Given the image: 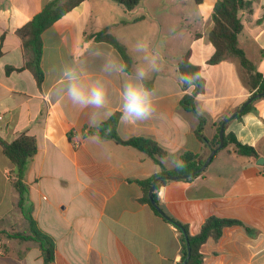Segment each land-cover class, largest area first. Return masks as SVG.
I'll list each match as a JSON object with an SVG mask.
<instances>
[{"label": "crops", "instance_id": "obj_1", "mask_svg": "<svg viewBox=\"0 0 264 264\" xmlns=\"http://www.w3.org/2000/svg\"><path fill=\"white\" fill-rule=\"evenodd\" d=\"M49 1L0 0V139L10 142L21 133L35 139L36 152L24 182L32 219L55 243L51 264H176L179 232L141 201L137 183L158 170L156 163L98 134L109 118L101 115L98 127H90L93 109H80L66 98L52 99L50 86L58 82L62 66L76 67L86 82L99 80L107 87L108 110L118 116L114 130L121 139L156 142L166 152L160 159L165 169L176 167L185 152L205 160L214 148L210 142L216 125L253 95L257 75L264 76V0H251V12H239L242 30L237 43L254 66L251 73L233 56L207 64L213 53L208 32L216 0H141L131 10L111 0L81 1L42 33L39 87L28 70L6 74L5 68L24 64L15 31ZM103 29L125 47L131 61L128 72L105 69L109 61L122 59L110 45L91 38ZM137 43L147 50L138 51ZM184 55L204 80V90L193 103L195 111L202 112V134L208 143L195 135L198 118L181 107L194 92L193 85L181 84L178 63ZM153 56L159 71L149 70L144 83L156 90V111L147 122L122 124L121 89ZM250 104L248 112L225 124L224 134L254 148L257 158L238 155L228 145L216 151L193 180H169L156 191L163 214L186 226L190 235L210 216L241 223L224 227L217 241H206L200 247V264H264V96ZM96 136L97 143L92 141ZM12 170L0 148V227L28 228L16 207ZM2 244L9 253L0 252V264H42L33 242L7 239ZM18 251H24L20 258Z\"/></svg>", "mask_w": 264, "mask_h": 264}, {"label": "trees", "instance_id": "obj_2", "mask_svg": "<svg viewBox=\"0 0 264 264\" xmlns=\"http://www.w3.org/2000/svg\"><path fill=\"white\" fill-rule=\"evenodd\" d=\"M84 0H51L49 1L37 14H35L28 22L21 27L17 28L15 33L21 42V47L24 51L25 62L20 68L6 67L5 73L9 74L13 71L28 70L36 85L40 87L43 81V73L41 70V57L43 50L42 33L49 28L54 22L59 20L64 14L69 12L73 7ZM112 2L122 6L126 10H131L136 7L141 0H111ZM198 3V0H195ZM252 1L251 0H216L212 12L211 21L212 27L208 32V40L212 46L213 53L207 59V64L214 65L222 61L226 56L235 57L241 68L247 73L254 71V66L245 57L243 51L238 47L237 37L242 30V24L239 19V12H251ZM264 18V11L263 16ZM91 38L96 42H103L110 45L121 57L124 64L127 65L125 72L130 69L131 61L127 55L125 47L116 40L115 37L107 33L105 29L91 35ZM179 75H195L192 81L194 86V92L192 96L185 97L181 102V107L188 112L195 115V107L193 98L195 95L200 94L204 90V80L200 76L199 68L192 65L186 55L178 63ZM182 79V77L180 76ZM259 80L256 91L253 94L264 92V76L257 75ZM188 85H183L187 87ZM251 109V104L247 105L243 112L236 118H239L242 114L248 112ZM199 123L195 131L196 137L203 143H208L206 138L202 134L203 119L198 118ZM118 121V116L113 115L107 121L101 124L99 133L113 139L116 143L130 146L153 159L158 166V170L150 177L139 180L137 183L141 187L142 197L141 201L146 203L151 210L158 216L157 210L150 204L148 198V190L152 182L161 176L175 177L177 181H191L201 173L195 174L189 178H182L201 167L204 160L199 159L197 155L192 153H183L180 155V162H183L182 168L174 167L172 169H165L160 162V159L166 155V152L154 141L146 138L133 137L129 139H121L115 132L114 128ZM220 122L216 125V133L214 139L210 142L212 147L218 145V132ZM110 129V132L107 130ZM105 131V132H104ZM104 133V134H103ZM228 145H232L236 154L251 158H257V152L254 148L246 145H242L235 140L233 135H223V148ZM0 148L3 154L9 159L13 166L11 185L17 193L16 207L19 209L22 217L27 221L28 228L25 233H8L6 231H0V252L4 254L9 253V249L1 244L2 237L7 239H19L23 241H31L38 247L42 264H51L54 259L55 243L54 240L42 232L36 226L35 221L31 217V205L28 198V187L24 182V176L29 162L32 160L36 152V142L32 136H28L25 133L19 134L15 139L10 142L0 139ZM169 180H159L155 185V190L152 193V200L157 207L158 198L156 195L157 189L165 184ZM162 217V216H161ZM163 218V217H162ZM164 219V218H163ZM177 223V222H176ZM179 224V223H177ZM186 234V238L182 232H179L180 242V258L176 264H181L186 256V246L188 244L190 253L186 264H200L202 256L200 254V247L208 240L217 241L222 234L224 227L241 225L237 220L221 219L210 216L204 220L201 224L198 232L195 235H190L187 232V228L184 225L179 224ZM24 251L16 252L17 257L23 256Z\"/></svg>", "mask_w": 264, "mask_h": 264}, {"label": "clouds", "instance_id": "obj_3", "mask_svg": "<svg viewBox=\"0 0 264 264\" xmlns=\"http://www.w3.org/2000/svg\"><path fill=\"white\" fill-rule=\"evenodd\" d=\"M138 51H146L147 46L143 43H137ZM127 67L122 61H109L105 65V69H115L120 73L125 72ZM149 70L159 71L157 57L153 56L146 66H138L135 77L129 78L123 85L120 98L121 109L119 121L125 125L135 126L138 123H144L152 119L155 111L156 90L148 88L144 81L148 78ZM181 84L192 86L195 75L181 74ZM50 95L54 100H66L73 106L80 109L91 108L93 111L89 115L88 124L90 127H98L97 118L101 115L110 118L112 113L108 110V89L99 80L86 82L84 73L76 67L62 66L59 72L58 82H54L50 86ZM202 112L197 108L195 117L199 118ZM110 132V129L107 130ZM100 138L98 136L93 139L96 142ZM177 168L183 167V162L176 165Z\"/></svg>", "mask_w": 264, "mask_h": 264}, {"label": "water", "instance_id": "obj_4", "mask_svg": "<svg viewBox=\"0 0 264 264\" xmlns=\"http://www.w3.org/2000/svg\"><path fill=\"white\" fill-rule=\"evenodd\" d=\"M262 96H264V92H260V93L253 94L231 116H229L228 118L224 119L220 123L219 132H218V145L215 148H213V149L210 150L209 155L206 157V159L204 160L203 164L201 165V167L199 169H197L196 171H194V172H192V173H190V174H188V175H186V176H184L182 178L192 177L195 174L201 173L205 169V167L209 164V162H210L212 156L214 155V153L216 151L222 149V147H223V135H224V126H225V124L228 121L236 118L239 114H241L243 112V110L245 109V107L247 105H249L254 99H257V98L262 97ZM257 163L258 164H262L263 163V159L262 158H258ZM174 179H175V177H171V176L170 177H168V176H161V177L156 178L152 182V184H151V186H150V188L148 190V198H149L150 204L157 210V212L159 213V215L162 216L165 220H167L170 223H172L176 228H178L182 232V234L184 235V237L186 238V234H185L184 230L182 229V227L179 224H177L175 221H173L170 218H168L165 214H163V212L160 210V208L157 207L155 205V203L153 202V200H152V193L155 190V185H156L157 181H159V180H174ZM186 251H187L186 252V256H185L184 260L181 262V264H186L187 261H188L189 253H190V249H189L188 244L186 246Z\"/></svg>", "mask_w": 264, "mask_h": 264}, {"label": "rangeland", "instance_id": "obj_5", "mask_svg": "<svg viewBox=\"0 0 264 264\" xmlns=\"http://www.w3.org/2000/svg\"><path fill=\"white\" fill-rule=\"evenodd\" d=\"M152 0H147V3H150ZM193 6V1H191L190 3H188V7H192ZM124 11L126 12V10L124 9ZM1 230H3V231H6V232H8V233H14L15 231H17V233H25V232H27L28 230H27V228L25 227H17L15 230H13V229H11V230H8V229H5V228H3L2 229V227H0V231ZM7 240V238L6 237H2V239H1V244H2V241H6Z\"/></svg>", "mask_w": 264, "mask_h": 264}, {"label": "built area", "instance_id": "obj_6", "mask_svg": "<svg viewBox=\"0 0 264 264\" xmlns=\"http://www.w3.org/2000/svg\"><path fill=\"white\" fill-rule=\"evenodd\" d=\"M74 146H75V147H77V146H78V143H77V142H75V143H74Z\"/></svg>", "mask_w": 264, "mask_h": 264}]
</instances>
